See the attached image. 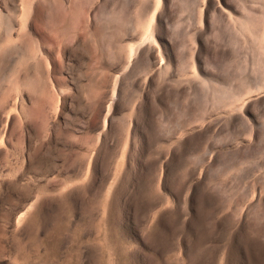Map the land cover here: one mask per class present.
Returning a JSON list of instances; mask_svg holds the SVG:
<instances>
[{
  "label": "rangeland",
  "instance_id": "1",
  "mask_svg": "<svg viewBox=\"0 0 264 264\" xmlns=\"http://www.w3.org/2000/svg\"><path fill=\"white\" fill-rule=\"evenodd\" d=\"M148 1L1 0L0 264H264V0Z\"/></svg>",
  "mask_w": 264,
  "mask_h": 264
},
{
  "label": "bare ground",
  "instance_id": "2",
  "mask_svg": "<svg viewBox=\"0 0 264 264\" xmlns=\"http://www.w3.org/2000/svg\"><path fill=\"white\" fill-rule=\"evenodd\" d=\"M44 1V0H43ZM0 2H1V0H0ZM15 2V1H14ZM7 3H8V1H7ZM33 3V2H32ZM148 3H149V6L151 5V4H153L154 3V5H156V7H155V9H154V11H153V13L151 14V16H150V18H149V24H151L152 23V20H153V18H155V16L157 15L158 16V18L160 19H162V17L160 16L161 15V13H166V11L168 10V6H169V4H168V0H150V1H148ZM172 3H173V0H172ZM171 3V4H172ZM6 4V3H5ZM13 4H15V3H13ZM25 4V3H24ZM145 4H146V1H145ZM195 4H197V3H195ZM199 4H200V16H201V26H200V28L199 29H197V31H196V38H198V40L200 41V37H201V35H202V31L204 30V28H206L207 26H206V22L208 21V18L211 16V14L212 15H214L215 16V14H218V15H220V16H222L224 13L223 12H227V10L223 7V5H222V3H221V0H200V2H199ZM27 5H30V3L28 2L27 4H26V7H27ZM3 6V5H2ZM25 6V5H24ZM39 6V5H38ZM0 7H1V3H0ZM4 7V6H3ZM30 7H31V9H33L32 8V5H30ZM30 7H29V9H30ZM33 7H35L36 8V4H35V6H33ZM6 8V7H5ZM8 8H11V7H9L8 6ZM28 8V7H27ZM152 8V7H151ZM175 8V7H174ZM198 8V7H197ZM24 9H26V8H24ZM37 9H38V7H37ZM36 9V10H37ZM171 9V8H170ZM2 11V9L0 8V12ZM227 13H229V12H227ZM107 19V18H106ZM151 19V20H150ZM26 20V19H25ZM147 20V19H146ZM148 21V20H147ZM146 21V22H147ZM154 21V20H153ZM246 22V21H245ZM208 24V23H207ZM241 25V24H240ZM239 25V26H240ZM152 26V25H151ZM149 27L150 26H148V30H149ZM144 29H146L145 27H144ZM247 31V30H246ZM150 32V31H149ZM153 33V32H152ZM145 35H146V33H145ZM154 38V37H153ZM196 38H195V40H196ZM149 39V38H148ZM197 41V40H196ZM147 42V41H146ZM198 42V41H197ZM198 44V43H197ZM151 45H152V43H151ZM132 47V46H131ZM139 49V48H138ZM194 49V51L192 52V54L196 57V58H198V56H199V52H200V48H199V46L196 48V47H194L193 48ZM154 50V49H153ZM129 51H130V49H129ZM130 53V52H129ZM150 53V52H149ZM135 54V53H134ZM130 55H132V49H131V54ZM129 55V56H130ZM193 55H192V57H193ZM197 61V60H196ZM160 67H161V65H160ZM239 104V103H238Z\"/></svg>",
  "mask_w": 264,
  "mask_h": 264
}]
</instances>
